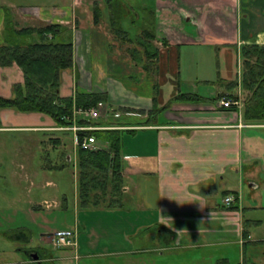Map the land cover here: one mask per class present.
<instances>
[{
	"label": "crops",
	"instance_id": "obj_1",
	"mask_svg": "<svg viewBox=\"0 0 264 264\" xmlns=\"http://www.w3.org/2000/svg\"><path fill=\"white\" fill-rule=\"evenodd\" d=\"M122 1L129 35L140 33V19H153L154 72L120 53L103 0H0V45L9 21L14 29L57 23L71 31L73 64L61 72L60 95L106 93L104 106L120 116L109 112L94 123L127 132L121 206L109 214L99 207L92 218L98 207L80 208L77 190L72 207L63 194L46 204L45 188L57 186L51 177L76 165L74 145L72 155L44 151L38 162V153L16 150L8 179L0 140V248L12 253L0 264H264V120L245 117L239 66L242 45L264 44V0ZM22 82L17 64L0 66V96ZM233 96L239 108L220 105ZM58 127L40 112L0 109V133L69 132ZM46 143L55 150L61 140ZM229 194L240 200L227 207ZM61 213L65 222L55 226ZM72 229L75 247H52V233Z\"/></svg>",
	"mask_w": 264,
	"mask_h": 264
},
{
	"label": "trees",
	"instance_id": "obj_2",
	"mask_svg": "<svg viewBox=\"0 0 264 264\" xmlns=\"http://www.w3.org/2000/svg\"><path fill=\"white\" fill-rule=\"evenodd\" d=\"M103 3L107 8L112 35L123 42L134 41L135 45L127 49L130 57L143 69L151 72L155 70L157 48L153 43L152 17H145L139 22L136 20L140 33L131 36L122 24L126 17V3L122 0H103ZM93 13L94 22H98L101 10L97 4H94ZM13 26L9 21L7 42L0 45V66L17 64L22 71L23 82L12 85L11 96H0V109L40 112L51 117L58 126H66L71 124L66 117L71 116L73 108L84 109L106 101V93L79 89L71 96L60 95L61 72L73 64L71 31L57 23L20 29H14ZM240 56L241 86L247 91L243 99L245 117L249 121L264 120V44H244L240 47ZM143 57L145 61L141 60ZM229 84L235 86L237 83L232 81ZM231 98L236 99L237 96ZM152 101L154 104V97ZM153 109L156 110L155 105ZM79 123L91 122L79 119ZM109 126L111 128L86 132L105 146L96 150L76 149L77 200L80 208L121 206V157L126 130L116 124ZM17 250L25 256L29 252L24 246L17 247ZM215 264L229 262L221 258Z\"/></svg>",
	"mask_w": 264,
	"mask_h": 264
},
{
	"label": "rangeland",
	"instance_id": "obj_3",
	"mask_svg": "<svg viewBox=\"0 0 264 264\" xmlns=\"http://www.w3.org/2000/svg\"><path fill=\"white\" fill-rule=\"evenodd\" d=\"M40 25V24H38ZM118 49L120 51L121 54L125 55L127 53V49L128 47L125 45V43L121 40H118ZM240 59H239V66H240ZM122 80L126 83H131V79L129 77H123ZM119 111V109L114 108V111ZM122 110V109H121ZM112 110L107 109L105 106L102 108L101 110V115L100 116H106L107 114H109V112H111ZM60 138L61 143H60V147L55 148V150L53 148H51L50 146H47V141L49 138ZM3 140V145H4V149L6 152V157L8 158L7 160H5V163L3 164L4 166L7 167V172L10 169L15 168L14 167V161H12L10 159L11 156L14 155V152L16 150H19L21 152H27V151H33L35 153H38V159L37 162L40 160V158L42 157L44 151L49 152L50 155H54L57 159V155L59 153V151H63L66 150L67 153H69L70 155H72V147H73V134L71 132H52V134H47L45 132H3L0 133V140ZM126 139H127V132H124L123 134V145L125 147L126 144ZM44 141H46L44 143ZM54 150V152H53ZM3 151V150H2ZM45 156V154H44ZM14 160H17L19 162L20 158H15ZM16 161V162H17ZM12 162V163H11ZM23 162V161H22ZM24 163V162H23ZM5 174V175H6ZM55 177H51L50 180H52L54 182V184H56L57 186H50L45 188V191L48 192L50 195H47L46 199L48 200L46 202L50 203L51 205L52 203V197L53 195L55 197H59L63 194L65 195L70 203V207H72L73 204V199L75 198V194H76V190H77V168L76 165H74L73 163H65V167L61 170H58L55 175ZM8 179L10 178V175L7 174ZM9 185V184H8ZM10 186V185H9ZM13 191V190H12ZM21 193V192H20ZM55 193V194H54ZM101 208V207H100ZM98 207V209H95L97 212L96 214L91 213L89 216L92 217H97L99 215H101L100 213V209ZM60 209V211L63 210V208H57ZM69 209V208H68ZM109 208H106V211L104 214H109ZM64 216H62V215ZM58 216V219L55 220V226H60L62 225V223L65 222V217L66 215L61 213ZM80 216H85V214H83V212H81ZM36 234V233H35ZM38 235L36 234L34 236V240H33V244H36L38 241ZM13 242H11L10 240H8L7 242V248L11 247L10 245H12ZM2 244H0V247ZM1 250V248H0ZM12 253L9 252L8 250H1L0 252V259H5L8 260L10 259L12 256ZM14 255V254H13ZM18 255V253H17Z\"/></svg>",
	"mask_w": 264,
	"mask_h": 264
},
{
	"label": "built area",
	"instance_id": "obj_4",
	"mask_svg": "<svg viewBox=\"0 0 264 264\" xmlns=\"http://www.w3.org/2000/svg\"><path fill=\"white\" fill-rule=\"evenodd\" d=\"M220 105L226 108L232 106L239 108L241 105V99L240 97H237L236 99L222 98L220 100ZM103 107L104 102L100 101L96 105L88 108H73L71 116L66 117L67 120L71 121V124L58 127L59 130L69 131L73 134V144L75 149L81 147L84 149L96 150L105 146V144L99 143L93 135L86 133L87 131L111 128L102 127L94 123V121L100 117ZM111 114L115 118L120 116V113L114 110L111 111ZM79 119L90 121L91 123H79ZM236 200H240V196L229 194L224 196L223 204L228 207L236 202ZM50 243L54 248L75 247L77 244L76 232L73 229L54 232L50 235Z\"/></svg>",
	"mask_w": 264,
	"mask_h": 264
},
{
	"label": "water",
	"instance_id": "obj_5",
	"mask_svg": "<svg viewBox=\"0 0 264 264\" xmlns=\"http://www.w3.org/2000/svg\"><path fill=\"white\" fill-rule=\"evenodd\" d=\"M32 257H33L34 259H37V258H38V255H37V254H33Z\"/></svg>",
	"mask_w": 264,
	"mask_h": 264
}]
</instances>
